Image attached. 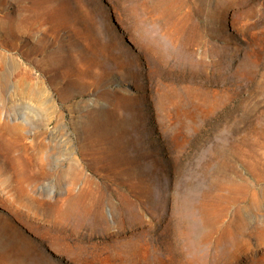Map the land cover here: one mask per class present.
<instances>
[{"label":"rangeland","instance_id":"rangeland-1","mask_svg":"<svg viewBox=\"0 0 264 264\" xmlns=\"http://www.w3.org/2000/svg\"><path fill=\"white\" fill-rule=\"evenodd\" d=\"M0 116V264H264V0H0Z\"/></svg>","mask_w":264,"mask_h":264},{"label":"bare ground","instance_id":"bare-ground-1","mask_svg":"<svg viewBox=\"0 0 264 264\" xmlns=\"http://www.w3.org/2000/svg\"><path fill=\"white\" fill-rule=\"evenodd\" d=\"M0 119H1V116H0ZM6 123H7L6 121L0 123V126H1L0 129H2V128H4V129L5 128H8V125ZM23 139H27V137L24 135V136H22L21 140H23ZM49 162H50V159L49 158H45V159L41 160V164H43V165L44 164H48ZM86 164H88V163H86ZM9 165L10 164L8 162L3 161V159L0 157V173H7L10 170ZM69 172H70V177L69 178H70L71 184H75L76 182H78L79 180L82 179V171L81 170H79V169H71ZM87 180L90 181V179H87ZM29 184H31V186H34L33 182H31ZM30 191H32L31 188H30ZM24 192L26 193L27 197L30 196L29 190L27 192L24 190ZM72 199H73V201L70 200L69 203L65 207H59V208L58 207H54L53 208L52 205H47V204L43 203L42 200L31 199V198H29L27 204L29 205V207L32 206V205H35V209H36L37 213H41L44 216V218L48 217L50 219V220L48 219V221H50V224H51V225H47L48 226V229H53L55 227V225H56V222L58 221V220H55L54 221V219H55L56 216L57 217H64V220L68 224L74 223L77 220V217L78 216H77L76 209L78 208L77 207L78 204H76V203L78 202L79 197L78 196H76V197L75 196H72ZM42 207H44V208H42ZM65 236H67V235H65ZM58 249H60V248H58ZM61 249H60V252H61L60 259H62V260H68V262L70 264H78V263H76V260L71 257V252L72 251H71V248L70 247H68L66 250H64V253H63V251H61ZM32 251H33L32 249L28 248L26 250V254H25L24 259H26V261L29 264H40L41 263V260H39V263H38L37 262L38 260H36L33 257ZM64 254L68 255L70 257V260L68 258H66V256Z\"/></svg>","mask_w":264,"mask_h":264}]
</instances>
